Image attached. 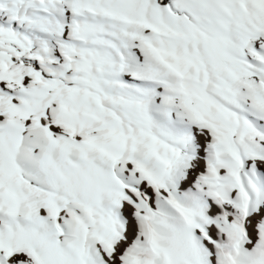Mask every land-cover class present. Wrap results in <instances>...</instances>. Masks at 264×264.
Returning a JSON list of instances; mask_svg holds the SVG:
<instances>
[{
  "label": "bare ground",
  "instance_id": "obj_1",
  "mask_svg": "<svg viewBox=\"0 0 264 264\" xmlns=\"http://www.w3.org/2000/svg\"><path fill=\"white\" fill-rule=\"evenodd\" d=\"M175 1L148 0L150 18L161 19L160 9L169 15ZM250 3L259 26L264 0ZM69 5V0H0V21L10 34L21 28L35 42L22 60H14L0 42V87L13 92L18 81L27 80L26 92L32 97L20 108L9 93H0V111L6 112L0 122V264H53L62 248L71 264H117L130 238H138L140 223L151 221L155 225L140 243L144 264H175L177 259L192 264L183 256L180 238L193 245L201 264H244L264 241V137L248 141L255 153L242 154L230 138L236 123L224 111L218 121L209 118L203 112L202 95L212 94L211 106H216V97L235 106L264 129L260 115H264V34L250 25L246 9V14L219 17L218 45L234 53V40H243L245 51L237 59L257 72L249 83L228 84L217 73L205 77L204 68L193 59L175 54L173 61L160 59L158 76L145 70H151L150 62L146 68L130 67V72L119 75L123 80L109 84V99H100L97 92L92 102L79 107L69 98L61 99L59 78L44 65L57 62L47 52L60 47L43 46L39 36L58 30L53 15L67 26L63 47L75 48L82 57L99 52L112 56L114 40L106 29L125 46L128 40L119 25L107 19L114 15L124 19L126 10L102 8L110 12L108 18L82 16L71 23ZM219 13H223L220 5ZM169 20L176 21L172 15ZM73 24L81 28L75 32ZM184 24L190 26L188 18ZM195 34L200 49L210 51L209 33L196 29ZM165 43L161 50L167 54ZM189 86L198 93L187 91L183 96L181 90ZM189 106L192 116L187 117L183 112ZM163 109L174 112L163 115ZM134 121L140 125L132 127ZM189 134L187 155L170 171L176 196L166 185L161 166L171 159V141ZM58 142L70 151L58 165L60 171L34 168V163L60 152ZM78 237L84 241L83 252L74 243ZM168 248L175 252L173 259ZM255 264H264V256Z\"/></svg>",
  "mask_w": 264,
  "mask_h": 264
},
{
  "label": "rangeland",
  "instance_id": "obj_2",
  "mask_svg": "<svg viewBox=\"0 0 264 264\" xmlns=\"http://www.w3.org/2000/svg\"><path fill=\"white\" fill-rule=\"evenodd\" d=\"M138 1L140 0H104V1L103 0L101 1L69 0L70 2V5L68 6L69 11H71L72 14L74 15L73 18L71 19V23H75L77 20L76 18H80L82 16L88 19L89 17L92 16L98 18L100 16L104 17L106 15L107 17L106 16L104 17L106 19L110 16L109 15L110 12L108 11L109 10L111 11L113 7L126 10L125 12L126 14L124 16L125 18L123 17L124 19H119V17L117 18V16L115 15L114 17L110 16L107 19L119 25L120 28L119 31L121 32V35L122 36L124 35L126 37L125 38L123 36L125 40H128L126 41L127 46H125L120 42V39L116 36V34L113 31L106 29V31L110 34L112 40H114L113 43L115 48H114V54L112 56L105 54V52H99L98 54H94L95 56L92 55L90 57H82V56H77L78 54H75V48L71 49V48H66V46L63 47L62 43L63 42L65 43L67 40L65 39L67 38V35L65 34L66 33L65 28L67 27L66 23H64L63 21L61 22V20H59L56 16L51 15V19L57 24L58 30L55 31L54 35L50 33H45L44 35L39 36V41L43 46L50 45L52 47H56V46L60 47L59 51L47 52V55L57 59V62L50 63L49 65L47 64L44 65L47 66L48 70L50 69L49 70L50 74L53 77L58 76L57 78H59V87L62 92L61 96H63L61 97V99L69 98L71 100L69 101L71 104L74 105L76 104L79 107H86L88 105L86 101L92 102L93 100L92 96L97 92L100 99L103 100L109 99L110 98V93L108 91L109 84L112 81L123 80V78H120L119 75H123V73L125 72H130L129 71L131 69L130 67L141 66L143 68H146L147 64L150 62L151 65L148 66L147 68H151V70L148 69L145 70L148 71L152 76L153 75L158 76V74L162 70L160 59L167 58L170 61H173L175 54L185 59L187 58L193 59L194 63L198 67L204 68L203 74L205 77H208L212 73H217L221 78L227 80L228 84L235 82V80H240V82L242 83H249L252 79L256 77L257 72L252 67L237 59L241 57L245 51L243 40L241 39L234 40L235 46L232 48L234 49V53L231 50L222 49L218 45L219 17L222 18L221 16L225 14L233 15L236 12L245 13L246 11H248L246 12L248 14L246 13L245 14L248 16V19L251 18L250 20H253V21L249 20V22L252 23V24L250 23V25L253 27L254 25H257L256 26L257 32L264 34V16L260 17L261 23L258 26L255 19V15H253L254 13H252L253 9L252 6H250L251 5L250 0H176L175 2L172 3V6L170 7L169 15L166 14L163 9H160L159 15L161 16V19L159 20H153L154 18L152 17L150 18L149 16L150 9L147 8L148 0H144V1L141 0L140 2ZM219 5L223 8L224 14L219 13ZM134 7L135 10L133 9ZM102 8L108 11L104 12ZM203 9H205V11ZM90 10L92 12H90ZM207 10H211L213 14L209 15L208 13H206ZM189 11H190V15H193V17L190 15L186 16L187 14L186 12L189 13ZM171 15L176 20L174 24L171 23L169 20ZM186 18H188L189 20L190 26L188 27H186V25L184 24ZM70 26L74 28L75 32H77L81 28L77 24H73ZM194 29L195 30L201 29L209 33L208 37L212 40L210 51H205L204 53L200 49L199 47L200 40L195 34ZM128 38L129 39L131 38L130 42ZM84 41H87V39H84L83 42ZM161 41L166 42L165 48L167 50V54L163 53L161 50L162 49ZM0 42L5 44L7 48L11 51L14 60H22L23 55L31 51L35 47V42L33 38L29 36V34H27V32L24 29L19 28L16 30L15 33L10 34L8 25L1 21H0ZM62 47L65 49H63ZM72 68L76 70L74 71V73L69 70ZM18 84L19 85L13 92L5 91L3 90L2 87H0V93H5V92L9 93V95L13 97L15 101L17 100L16 103L18 104V107L21 108L24 106L21 104L27 102L32 97L30 94L27 95L28 92H26L30 87V82H28L27 80L24 81L21 80L18 81ZM187 91L191 92L196 90L192 86H189L186 88V90H181L182 95L185 96ZM128 94L133 95L131 91H129ZM203 95H202V97H204L203 112L209 118L216 121L219 120L220 111L227 112L226 118L236 123L234 131L230 133V138L232 142L242 152V154L255 153V150L252 148L250 143H248V141L256 140L264 137L263 127L260 126L258 127L257 125L253 124L250 115L237 110L235 106L227 104L225 101L220 100L217 97L215 98L217 103L216 106H211L210 98L213 97L212 94L206 92ZM1 97L2 96L0 95V98ZM158 100L163 102L169 101V100H162L161 98H159ZM189 108H184V112H183V114L187 117L192 116L191 108L190 109ZM171 111L173 110L163 109L162 114L165 115L167 112H171ZM0 113H1L0 122H2L5 118L6 112L0 111ZM260 115L261 117H264V115L262 114ZM125 119L129 120L128 117H125ZM221 121L222 123H225L224 118ZM139 125L140 122H136V121H134L131 124L132 127H138ZM150 131L153 132L155 135H157L155 128L153 127L150 128ZM237 135L239 136L240 140L236 138ZM161 136L164 138V135ZM190 138H191L190 134L179 135L176 138H174L173 141H171V154H170L171 162L169 161L166 165L161 166L163 174L166 179V185L169 187V189L172 192H174L176 196L177 193H176L175 180L171 176L170 171L175 165L179 164L187 155L190 145ZM60 144L62 143L58 142V145L60 147L59 150L60 152H57V154H53L56 156H53L51 154L44 160V163L43 161L40 162L38 161L34 163L33 167L36 169L38 168L39 171H43V172L46 171L47 169L50 170L53 169L59 172L60 171L59 166L61 161L63 160V158H65L66 156L65 154L70 152L67 151L68 147H66L65 150L63 144L61 146ZM54 153H56V151H54ZM48 163H51V165ZM54 163H56V166L54 165ZM156 209L158 211H161L158 207ZM165 220L169 223L172 231L180 238L172 221L169 220L168 218H165ZM144 224L145 223L142 222L140 223V227L142 226V228H139V232L137 234L138 238L137 237L130 238L131 242L120 253L117 264H135L134 261L135 262L137 261L136 264L143 263L144 258L142 256L143 255L142 251L144 247L141 244L143 241L146 240L149 232L155 225L152 221L146 223L145 224L146 226ZM180 239L181 241H183L182 242L183 256H185V258H187L192 264H201L193 245L190 242H187L188 240L185 238H180ZM81 240L82 239L78 237L74 241V243L76 245H79L80 252H83L84 241ZM153 243L155 245L160 244L158 240H153ZM263 244L264 241H261L259 243V246L257 244L258 247L256 246V248L254 249L255 252L253 253L254 256L250 259H246L244 261V264H255L257 257L264 256ZM140 246H142V248ZM186 249H188L192 253V259H194L195 263H193L191 257H189V255L187 254ZM168 250L170 254V259L176 257L175 252H173L172 249L168 248ZM67 253H68L67 250L65 248H62L59 254L56 256L57 258L54 260L53 264H71L70 256L69 254L67 255ZM128 255L131 256V258L133 259L130 260V257ZM236 257L238 260L241 259L238 254ZM177 261L178 262L175 264L181 263L180 259H177ZM158 264H162V263L158 262Z\"/></svg>",
  "mask_w": 264,
  "mask_h": 264
},
{
  "label": "trees",
  "instance_id": "obj_3",
  "mask_svg": "<svg viewBox=\"0 0 264 264\" xmlns=\"http://www.w3.org/2000/svg\"><path fill=\"white\" fill-rule=\"evenodd\" d=\"M186 252L189 255V257H191V260L193 261V263H195L194 259H192V253L188 249H186Z\"/></svg>",
  "mask_w": 264,
  "mask_h": 264
}]
</instances>
